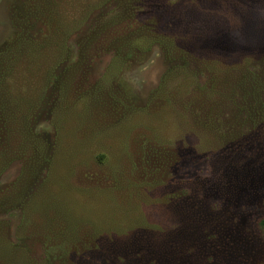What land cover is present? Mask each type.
Returning a JSON list of instances; mask_svg holds the SVG:
<instances>
[{
  "label": "rangeland",
  "instance_id": "obj_1",
  "mask_svg": "<svg viewBox=\"0 0 264 264\" xmlns=\"http://www.w3.org/2000/svg\"><path fill=\"white\" fill-rule=\"evenodd\" d=\"M51 3L52 6L45 0H0V48L14 38L16 23H32L29 10L40 14L39 18L45 22L50 21L49 28L39 24L43 35L41 38L37 33L41 41L34 43L37 45L45 38L52 44V50L23 58L13 81L20 97L39 107L48 73L60 53L58 47L64 43L72 49V61L78 60L76 43L94 25L100 15L94 10L101 6L102 0ZM113 5L103 9V14L115 10ZM21 9L27 13L19 18ZM116 10L121 12L120 7ZM87 13L90 14L84 17ZM136 17L140 23L157 21L159 32L175 37L188 52L201 58L254 71L251 76L258 81L250 82L249 98L261 96L264 101V0H145ZM31 33L29 30L28 35ZM130 53L120 50L117 60L114 54L95 56L88 50L87 57L94 56V60L91 63L86 60L82 69L72 71L75 74L70 77L69 89L63 94H47L51 102L55 100V114L45 117L40 129L51 135L57 132L58 154L47 189L45 183L39 191L38 203L53 218L49 225L60 229L44 233L42 218L32 204L31 218L20 211L1 215L0 264H43L44 254L53 255L58 248L68 250V259L52 256L57 264H96L89 259L86 245L96 247L102 245L101 239H115L122 234L112 230L98 232L95 235L98 240L85 243L83 235L69 234L67 219L96 222L97 228L105 230L108 223L120 224L118 227L124 229L140 218L139 226L149 228L166 220L162 204L191 177L214 178L216 185L226 179L221 176L227 163L222 156L225 147L207 133L189 130L175 107H161L157 96L153 97L168 69L160 50L142 53L134 62L127 61ZM221 53L229 54L230 59H224ZM178 82L185 84L182 79ZM174 87L175 84L168 85L170 92ZM165 94L158 98L167 101ZM151 145L158 146L170 159L158 161L150 179H145L140 170L146 164L142 161ZM250 165L253 163H247L246 167ZM20 170L16 164L7 169L2 178L4 183L19 178ZM164 170V181L149 182L153 173L159 176ZM233 184L228 183V187L238 189L235 215L249 235L247 248L254 251L250 262L264 264V232L260 227L264 218V168L258 175L248 174L241 183L233 180ZM53 213L56 216H51ZM7 247L12 248L10 255L2 250Z\"/></svg>",
  "mask_w": 264,
  "mask_h": 264
},
{
  "label": "trees",
  "instance_id": "obj_2",
  "mask_svg": "<svg viewBox=\"0 0 264 264\" xmlns=\"http://www.w3.org/2000/svg\"><path fill=\"white\" fill-rule=\"evenodd\" d=\"M45 1L52 6V0ZM144 2L102 0L101 6L94 10L100 13L94 25L76 43L80 54L78 60L72 61V49L64 43L58 47L60 53L48 73L44 96L39 100L41 107L24 101L14 90L13 81L23 58L40 55L45 49L52 50V44L45 38L37 45L34 43L35 40L41 41L40 25L49 28L50 21L45 22L39 18L40 14L38 16L29 10L33 15L32 23H16L14 38L0 48V216L20 211L31 218L29 210L32 204L39 212L40 216H37L42 218L44 233L60 229L57 225L50 226L53 218L38 203L39 191L45 183L47 189L48 176L58 154L57 132L51 135L40 129L45 117L55 114V100L51 102L47 94H63L69 89L70 77L75 74L72 71L82 69V62L94 60V56L87 57L88 50H92L95 56L114 54L117 59L119 51L126 49V52H131L127 61L134 62L141 58L142 53H151L157 48L163 54L168 69L153 97L157 96L161 107H175L189 130L207 133L217 144L225 147L222 156L227 160V168L224 166L221 176L226 179L219 180L216 185L214 178L191 177L185 186L171 192L169 199L162 204L166 220L154 223L152 227H140L142 220L136 218L124 229L118 227L120 224L108 223L109 227L101 230L96 222L69 221L65 217L70 225L68 232L71 236L83 235L85 243L98 240L99 237H95L98 232L112 230L122 234L115 239H101L102 245L96 247L86 245L89 259L96 264H250L249 257L254 251L247 248L249 235L240 227L235 215L238 189L230 190L228 183L233 184L235 179L241 183L248 174L249 177L254 172L258 175L264 168V101L261 96L249 98L250 82L258 79H253L254 71L245 69V66L244 69L237 68L232 63L212 61L188 52L178 39L159 32L157 21H137L136 13ZM113 3L112 9L115 7V10L103 14L102 10L110 8ZM119 7L121 12L116 10ZM22 11H18L19 18L27 13ZM35 24H38V29ZM29 30L32 31L30 35ZM34 33H39L41 38L38 39L39 34ZM221 54L224 59H230L229 54ZM178 79L185 84H179ZM171 84L176 86L172 92L168 88ZM162 94L167 95V101L158 98ZM162 158L170 159L158 146L149 147L142 161L146 164L141 165L140 176L150 179L153 167ZM249 162L253 165L247 168ZM14 164L21 167L19 178L4 183V173ZM165 171L159 176L153 173L149 182L164 181ZM61 216L64 215L61 213ZM260 227L264 232V218ZM2 250L10 255L12 248ZM67 252V249L58 248L53 255L46 253L42 263L57 264L52 256L65 261Z\"/></svg>",
  "mask_w": 264,
  "mask_h": 264
},
{
  "label": "flooded vegetation",
  "instance_id": "obj_3",
  "mask_svg": "<svg viewBox=\"0 0 264 264\" xmlns=\"http://www.w3.org/2000/svg\"><path fill=\"white\" fill-rule=\"evenodd\" d=\"M254 262H256V261H251L250 264H254Z\"/></svg>",
  "mask_w": 264,
  "mask_h": 264
}]
</instances>
